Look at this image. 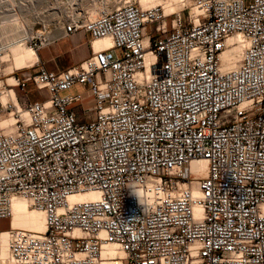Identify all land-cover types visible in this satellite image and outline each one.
<instances>
[{
    "label": "built area",
    "instance_id": "built-area-1",
    "mask_svg": "<svg viewBox=\"0 0 264 264\" xmlns=\"http://www.w3.org/2000/svg\"><path fill=\"white\" fill-rule=\"evenodd\" d=\"M186 10L79 9L23 36L36 52L55 28L110 44L15 79L44 101L0 89V220L15 198L45 219L7 230L10 264H264V0ZM75 85L82 116L84 93L62 96Z\"/></svg>",
    "mask_w": 264,
    "mask_h": 264
},
{
    "label": "rangeland",
    "instance_id": "rangeland-1",
    "mask_svg": "<svg viewBox=\"0 0 264 264\" xmlns=\"http://www.w3.org/2000/svg\"><path fill=\"white\" fill-rule=\"evenodd\" d=\"M2 1L4 3L1 2L0 0V7L2 9L5 8L4 9L5 15L0 17V20H1L0 21V35H1L0 39L2 40V42L0 41L1 42L0 45L4 46V48H6L5 47L6 45L8 49H6V51L0 56V89L4 87H8L9 89L10 88L14 89L21 103L22 101L23 102L25 101L26 102L44 101L47 98V93L41 92L42 96H40L39 93L35 90L33 84H29L25 92H22L14 87H10L8 84H14L16 82L15 81L16 78H19L25 74H34L40 68L47 69V62L49 65V60L48 58L44 60V57L48 55L49 50L53 49L54 46H48L37 52L35 51L36 53L35 52L32 53L31 58L29 60H26L24 62V65L20 67H17L15 65V62L13 61V57L10 53L9 47L13 46V44L16 43V41L18 42V44L20 43L22 45V38H23L22 36L27 35L26 29L28 30L30 28L32 30H38L41 28V25L57 24V22H59V19H61L62 17H65V15H68L69 11L71 12L69 0H7L6 2L5 0H2ZM141 1L142 0H80L78 8L85 10L88 13L90 12L89 16H91L92 18H95L98 16V14H95V15L93 14L94 15L93 16L92 13L94 12L97 13L98 12L97 10L99 9L100 10L103 9V11L110 10V9L119 7L125 2L135 3L137 6L141 5L143 8L161 5L164 8H166L165 10H167L166 12L168 15H171L172 13H177L181 11L184 7H186L187 9L186 11L188 12L192 5V0H179V1L177 0H150L148 4L144 6L141 3ZM176 2H179V4H177ZM170 4H174V5L170 6ZM8 7L10 8L22 7L24 11L21 14L16 15V13L14 14V12H8L6 10ZM36 13L38 14V17L36 16ZM183 14L184 13H182V15ZM9 15L11 17H8ZM151 29L152 28H148L149 33L151 32ZM22 48L26 51H29L30 49V47L26 45L25 46L22 45ZM7 55H8V60H4V57ZM52 62L53 61L51 60V63ZM12 78H13V81L9 82V80ZM86 90H87V87L75 85L71 90L62 93V96H65V95L75 96L77 94L85 92ZM74 111L76 113L78 112L80 116H82L83 114V111L81 110H74ZM37 214H41L44 216L43 213L36 211L35 209L30 207L27 213H22L18 215L19 217H17L16 221L19 225H17L16 223L17 225L16 227L12 225L13 221L16 219V218L14 219V217H11L7 220H0V231H7L11 227L13 229L21 228V229H27V230L32 231L31 225L29 222H31L35 218V216H37ZM13 216H14V211H13ZM43 216L39 217L36 220L38 222L40 221V223H42L44 227L45 219L43 218Z\"/></svg>",
    "mask_w": 264,
    "mask_h": 264
},
{
    "label": "bare ground",
    "instance_id": "bare-ground-1",
    "mask_svg": "<svg viewBox=\"0 0 264 264\" xmlns=\"http://www.w3.org/2000/svg\"><path fill=\"white\" fill-rule=\"evenodd\" d=\"M7 0H5L6 2ZM150 0H142L141 3L144 5L148 4ZM179 1V0H177ZM1 2H3L1 0ZM79 2L80 0H69V5H70V8H71V12L69 11V14L68 16H71V15H74L76 14V12L80 9L78 8L79 7ZM4 3V2H3ZM1 3V4H3ZM12 3V2H11ZM31 3V1H30ZM172 3V1H171ZM175 3V1H174ZM177 4H179V2H176ZM6 4V3H5ZM28 4V2H27ZM13 5V4H12ZM174 4H170V6H173ZM8 6V5H7ZM30 6V5H29ZM32 6V5H31ZM141 6V5H140ZM28 7V6H27ZM142 7V6H141ZM78 8V9H77ZM143 8V7H142ZM5 9V8H4ZM2 9L0 7V17L1 16H4L5 15V10ZM166 9V8H165ZM8 12H14V14L16 13V15L18 14H21L24 10L22 7H17V8H10L8 7L6 9ZM57 11V10H56ZM98 12L97 13H92V15L94 14H98L100 15L102 12H103V9L102 10H97ZM105 11V10H104ZM167 11V10H166ZM90 13V12H89ZM11 14V13H10ZM13 14V15H14ZM93 15V16H94ZM36 16L38 17V14L36 13ZM40 16V15H39ZM8 17H11L10 15ZM1 21V20H0ZM32 29H26V33L27 34H30L32 33L31 31ZM4 33V32H3ZM16 33V32H15ZM14 34V33H13ZM17 34V33H16ZM1 36V35H0ZM13 36V35H12ZM17 36V35H15ZM20 36V35H18ZM23 37V36H22ZM2 38V37H1ZM5 38V37H3ZM7 39V38H6ZM21 39V38H20ZM0 41L2 42V40L0 39ZM4 41V40H3ZM13 41V40H12ZM0 42V43H1ZM13 44V43H12ZM10 44V45H12ZM110 44V41L109 39L105 38V39H99V40H96L95 41V47L97 49H100L102 47H106ZM23 46H25L24 44H22ZM22 45L16 41V43L13 44V46L9 47L10 48V53L13 57V61L15 62V65L17 67H20L22 65H24V62L26 60H29L32 56V53H34L35 51H33L32 49H29V51H26L22 48ZM1 46V45H0ZM9 46V45H8ZM5 47H7L5 45ZM0 48H4V46H1ZM36 53V52H35ZM4 60H8V55L4 57ZM13 81V78L9 80V82H12ZM16 81V80H15ZM16 83V82H15ZM8 84L10 87H15L16 84ZM190 168H191V171L193 172H196V171H199L201 172V175H205V171H206V168H207V163L205 161H193L190 165ZM94 195H83V196H75V197H71L70 198V201L71 202H74V201H83L85 199H90V198H93ZM11 206H12V209L14 211V221L12 223V225L14 227H16L17 225H19L17 223V217H19L18 215L19 214H22V213H27L29 211V201L25 200V199H20V198H15L12 200L11 202ZM38 211V210H36ZM41 212V211H39ZM42 213V212H41ZM25 215V214H24ZM43 215L41 214H37V216H35V218L29 222L30 225H31V229L33 232H44L45 231V226L43 227L42 223H40V221L38 222L36 219H38L39 217H41ZM34 217V216H33ZM44 218V216H43ZM20 219V218H19ZM22 220V219H21ZM17 223V225H16ZM20 223V222H19ZM28 224V223H27ZM110 251V250H109ZM108 251V252H109ZM112 252V251H111ZM0 264H10L9 262V258H8V231H0Z\"/></svg>",
    "mask_w": 264,
    "mask_h": 264
},
{
    "label": "crops",
    "instance_id": "crops-1",
    "mask_svg": "<svg viewBox=\"0 0 264 264\" xmlns=\"http://www.w3.org/2000/svg\"><path fill=\"white\" fill-rule=\"evenodd\" d=\"M54 36L57 40L50 45L54 46V48L49 50L48 55L44 57V60L47 58L49 60V65L47 62V70L50 72L57 73L75 67L89 58L93 54V51L98 50L94 45L95 41L91 40L84 32L63 37L62 31L59 28H55ZM51 60L53 61L52 63ZM83 93L85 100L75 103L73 106L74 110L84 111L92 106V100L88 97L86 91Z\"/></svg>",
    "mask_w": 264,
    "mask_h": 264
}]
</instances>
